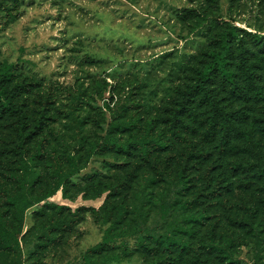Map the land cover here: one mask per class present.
I'll return each instance as SVG.
<instances>
[{
    "label": "rangeland",
    "instance_id": "obj_1",
    "mask_svg": "<svg viewBox=\"0 0 264 264\" xmlns=\"http://www.w3.org/2000/svg\"><path fill=\"white\" fill-rule=\"evenodd\" d=\"M18 11L14 19L0 11V63L14 62L17 79L29 88L21 100L31 126L42 102L50 100L45 156L38 162L42 182L37 191L52 184L56 159L60 158L66 170L69 168L68 153L81 146L73 138L75 130L88 136L80 149L84 162L90 142L100 140L110 122L139 119L144 125L164 110L180 89L193 83L194 69L216 27L215 21L209 20L200 29H193L206 14L264 34V0H19ZM37 141H30V153L36 151ZM17 142L12 121L0 120V202L4 200L1 191L12 187L9 176L18 165ZM187 146L179 143L175 157L179 158ZM118 155L114 151L97 152L90 159L69 183V193L76 195L75 199L65 198L61 190L49 198V202L71 211L58 214L49 207L40 212L43 203L29 209L20 236L22 259L14 260L8 254L6 264H83L90 248L103 242L106 226L100 220L105 209L115 206L113 211L117 212L123 203L129 206L123 221L129 234L109 244L108 252L121 256L114 264H146L163 255V245L153 238L165 231L160 206L150 208L144 233L136 229L141 219L130 209L144 172L153 170L137 166L141 160L118 161ZM178 168L179 160L171 168L172 175ZM94 182L101 190L107 189L100 197L90 195L95 192ZM164 184L158 181L155 185V201L157 192L166 189ZM191 195L196 197L197 193ZM240 197H234L235 209L241 205ZM200 205L213 216L205 225L195 226L200 235L210 240L215 231L226 237L243 233L248 237L242 236L245 243L233 247L232 264H264V241L258 246L247 229L225 223V216L218 220L225 213L221 203ZM51 215L79 221L57 241L43 240L47 245L30 255L38 240L37 227L48 224ZM192 240L196 244L201 239L196 236ZM173 256L177 258L178 252ZM200 258L218 264L228 261L222 260L217 250L196 245L182 259L179 256V264H198ZM4 261L0 259V264Z\"/></svg>",
    "mask_w": 264,
    "mask_h": 264
},
{
    "label": "trees",
    "instance_id": "obj_2",
    "mask_svg": "<svg viewBox=\"0 0 264 264\" xmlns=\"http://www.w3.org/2000/svg\"><path fill=\"white\" fill-rule=\"evenodd\" d=\"M18 3L19 0H0V11L14 19L20 13L15 12ZM209 20L215 21V31L209 35L202 50L201 62L194 69L193 83L180 89L174 100L144 125L140 124L139 119L110 122L105 135L98 141L90 142L84 162L80 149L88 136L75 130L73 138L81 146L68 153L67 170L60 158L56 159L51 171L53 182L43 191H37L42 182L38 162L45 156L47 138L44 132L49 120L50 100L42 102L39 115L31 126L21 100V96L29 92V88L17 79L14 62L4 60L0 63V120L12 121L18 138L16 147L19 156L17 168L9 176L12 187L1 191L4 196L3 202H0L2 261L8 254H12L14 260L22 259L20 236L29 209L43 203L40 212H45L49 207L58 214L71 211L64 205L49 202V198L61 190L65 198L75 199L76 195L69 193L71 179L97 152L105 151L116 152L121 155H118V161H126L125 163L141 160L142 163L137 166L153 170V173L144 172L145 178L141 182L140 191L135 202L130 205L131 211L141 219V225L136 228L140 233H144L142 227L147 223L152 206H160V220L165 225V231L153 238L163 245L164 254L158 256L157 252L158 257L146 264H179V256L182 259L184 253L191 252V248L196 245L217 250L222 260H228L227 264L234 263L231 258L233 247L243 245L245 241L241 237L248 236L240 233L226 237L224 233L215 231L211 232L209 240L200 235L195 226H203L213 217L209 211L203 210L201 203H221L225 207V213L219 212L222 215L221 218L218 216V220L222 221V216H225V223L230 222L247 229V234L252 235L253 241L258 246L262 244L264 34L253 33L218 16L207 14L196 22L193 29H200ZM33 139H38L36 151L30 153L28 145ZM179 143H186L188 146L176 158L174 153ZM178 160L179 168L174 176L171 168ZM193 170L201 173L193 175ZM134 171L131 170V174ZM156 175L160 180H157ZM158 181H164L163 187L166 189L157 192L155 201L154 191ZM94 189L95 192L90 194L93 198L100 197L107 190H101L98 182H94ZM191 192L197 193V196L191 195ZM239 194L241 205L235 209L237 202L234 197ZM127 205L123 203L117 212L113 211L115 206L105 209V215L100 220L106 226L103 242L90 248V253L83 257V264H114L121 260L120 254H110L108 248L113 240L129 234L125 230L127 226L123 224L129 208ZM78 221L51 215L48 224L37 227L38 240L30 255L47 245L43 240L55 241L61 238ZM54 232L58 234L53 235ZM196 236L201 240L193 244L192 239ZM140 239L145 242L146 238L141 234ZM177 252L179 256L176 258L173 254ZM96 254L99 256L96 257ZM2 264H6V260ZM198 264L218 263L200 258Z\"/></svg>",
    "mask_w": 264,
    "mask_h": 264
}]
</instances>
